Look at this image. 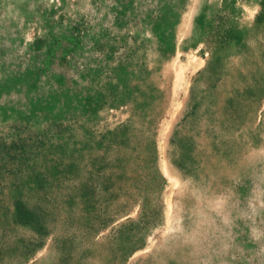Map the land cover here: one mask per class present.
I'll use <instances>...</instances> for the list:
<instances>
[{
    "label": "rangeland",
    "instance_id": "374dc122",
    "mask_svg": "<svg viewBox=\"0 0 264 264\" xmlns=\"http://www.w3.org/2000/svg\"><path fill=\"white\" fill-rule=\"evenodd\" d=\"M261 143L264 0H0V264H161L173 180Z\"/></svg>",
    "mask_w": 264,
    "mask_h": 264
},
{
    "label": "clouds",
    "instance_id": "9594fccd",
    "mask_svg": "<svg viewBox=\"0 0 264 264\" xmlns=\"http://www.w3.org/2000/svg\"><path fill=\"white\" fill-rule=\"evenodd\" d=\"M245 175L249 191L241 196ZM230 179L222 190L193 176L173 180L181 194L169 203L153 249L161 264L178 254L188 264H264V143L247 145ZM242 233L251 247L239 242Z\"/></svg>",
    "mask_w": 264,
    "mask_h": 264
}]
</instances>
